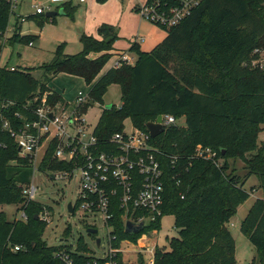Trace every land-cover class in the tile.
I'll return each instance as SVG.
<instances>
[{
	"label": "trees",
	"instance_id": "16d2710c",
	"mask_svg": "<svg viewBox=\"0 0 264 264\" xmlns=\"http://www.w3.org/2000/svg\"><path fill=\"white\" fill-rule=\"evenodd\" d=\"M72 4L63 6L66 15L78 8ZM12 15L10 3L0 0V57L7 44L31 46L38 40L22 35L20 23L7 37ZM35 17L42 26L56 20L46 14ZM163 30L165 39L151 52L135 44L130 49L137 56L133 65L124 63L104 74L117 40L116 27L108 24L99 28V38L83 35L82 50L76 55H67L59 46L53 60L40 68L43 80L36 79L32 69L13 71V67L0 66V206H17L28 217L10 221L0 212V264H64L56 257L60 252L78 263L93 261L94 252L83 238L76 250L72 245H48L44 238L47 222L40 216L51 208L38 201L24 205L21 185L32 183L34 167L20 157L17 143L5 129L6 123L19 130L35 121L31 111L45 98L52 106L67 103L49 87L60 74L81 78L91 86L84 111L103 105L108 87H121L124 104L104 108L96 127L102 143L123 132L128 118L145 132L147 123L160 116L171 115L177 121L153 139L165 154L160 156L165 175L162 216L141 232L128 234L125 213L116 200L110 223L117 236L113 247L120 248L122 241L136 246L143 235L159 233L163 216L169 214L175 218L178 237L168 247L157 248L155 264H237L236 242L228 225L251 197L254 189H245L248 180L255 176L264 189V143L259 144L264 131V67L254 64L261 62L259 51L264 49V0H204L179 25ZM92 54L101 55L92 59ZM181 119L186 127L178 126ZM197 146L217 152L221 165L192 158ZM55 149L47 153L41 172L70 167L53 159ZM238 160L245 165V177L235 166L231 168V162ZM241 230L256 248L259 264H264V197L255 201ZM68 234L70 228L65 231ZM125 257L118 253L112 259L127 264ZM109 261L101 260V264ZM137 264H146L145 258Z\"/></svg>",
	"mask_w": 264,
	"mask_h": 264
},
{
	"label": "built area",
	"instance_id": "2783aa9c",
	"mask_svg": "<svg viewBox=\"0 0 264 264\" xmlns=\"http://www.w3.org/2000/svg\"><path fill=\"white\" fill-rule=\"evenodd\" d=\"M7 1L14 14L20 0ZM74 1L82 4L87 2V0H50L47 6L36 7V15L47 14L59 5ZM202 2L204 0H146L137 11L151 24L168 30L184 21ZM21 21L24 22L25 19ZM124 63L133 65L135 62L129 55L123 54L114 60L111 68L119 69ZM254 64L261 62L255 61ZM12 70L14 71L15 68ZM37 100L36 98L35 101ZM88 100L89 94L83 95L82 92L79 93L75 104L67 102L52 106L45 98L37 109L31 111L36 116L35 121L26 123L19 130L13 129L9 123L5 124V129L11 133L18 145L20 157L28 159L36 172L47 174L55 181L70 182L75 177L79 178L80 188L77 203L73 204L74 213L80 209L93 218L101 217L110 230L109 248L104 251L102 257L89 255L88 257L93 256L91 257L93 261L81 263L74 261L64 252L58 253L56 257L64 264H101V260L108 258L110 261L106 264H116L112 258L118 253L125 254L127 250L139 258L144 257L146 264H155L156 251L153 252L146 245L140 246L142 238L144 241L150 240L151 233L143 235L136 246L131 247L128 241H122L120 248H115L112 243L117 240V236L112 234L114 228L110 223L114 218L116 200L125 213L123 216L125 231L128 222L143 224L146 228L162 216L165 175L160 156L165 154L153 143L154 138L148 130L145 132L136 127L131 132L124 130L115 133L105 143L100 142L95 134L97 126L93 127L87 116L92 107L84 111ZM176 124L174 116H162L165 130ZM53 146H56L53 159L69 164L70 167L59 170L48 168V171L41 172L40 166ZM44 148V154L39 159L40 152ZM192 158L211 160L218 167L221 165L217 152L211 148L197 146ZM21 187L26 201L24 205L37 201L39 188L33 181ZM49 214L50 212L45 210L40 219L49 222ZM19 219L24 221L28 219L25 210H21ZM152 233L157 235L158 232L152 231ZM19 250L20 247H15V251Z\"/></svg>",
	"mask_w": 264,
	"mask_h": 264
},
{
	"label": "rangeland",
	"instance_id": "374dc122",
	"mask_svg": "<svg viewBox=\"0 0 264 264\" xmlns=\"http://www.w3.org/2000/svg\"><path fill=\"white\" fill-rule=\"evenodd\" d=\"M50 0H20L16 14H22L25 21L22 30L25 35L40 36L33 46L22 44H7L0 57L1 67H18L20 69H32L33 76L38 80H43V65L50 63L57 48L63 47L64 53L76 55L81 52L82 45L80 39L83 35L99 37L98 28L102 24L115 26L117 29V40L115 47L120 50L129 51L130 48L145 37L142 44L144 52H151L157 43H161L167 32L147 20L137 11L146 0H87V4L78 6L74 14L58 15L55 22L47 21L44 25L38 23L37 18L27 19L30 15H36V7L40 4L47 6ZM12 15L10 21V33L12 27L16 25L17 17ZM27 19V20H26ZM260 61L264 65V49L259 51ZM137 60V56H131ZM254 65V64H253ZM110 66V65H109ZM51 90L62 94L71 104L77 102L79 93L89 94L91 87L80 78L67 74H60L49 84ZM103 105L96 104L92 107L87 116L93 127L100 121L104 108L108 106L122 107L124 104L123 92L120 86L112 85L107 88L102 97ZM125 130L131 132L134 128L131 118L124 122ZM178 126L186 127L185 119L178 122ZM264 143V131L259 135V144ZM45 148L41 150L39 159L42 158ZM235 166L237 173L245 177L246 171L241 160L231 162V168ZM31 181L39 188L37 201L51 208L49 222L44 235L50 246H73L76 250L78 240L83 238L94 252L95 257H102L104 251L109 248L110 230L105 226L101 217L93 218L78 209L76 213L70 214L68 204L77 203L80 181L75 177L73 181L53 180L49 175L32 170ZM254 189L250 199L241 205L237 214L231 219L228 225L236 242L235 260L237 264H259L256 248L249 239L242 233L241 226L249 210L258 198L264 197V189L259 188L258 179L253 176L246 183L245 189L249 192ZM77 206V205H76ZM0 212H5L10 221L19 219L21 211L17 206H0ZM96 227L99 232L93 236L88 234L87 226ZM70 228V234L65 236V231ZM149 241L143 238L140 246L146 245L153 252L157 248L168 247L172 238L178 237V230L175 228V218L173 215H165L161 221V229L157 235H152ZM102 240L101 247L96 244V239ZM127 264H137L139 257L130 251H125Z\"/></svg>",
	"mask_w": 264,
	"mask_h": 264
},
{
	"label": "crops",
	"instance_id": "0c3cea01",
	"mask_svg": "<svg viewBox=\"0 0 264 264\" xmlns=\"http://www.w3.org/2000/svg\"><path fill=\"white\" fill-rule=\"evenodd\" d=\"M71 3H73V4H72L73 6H77V7H78V6H81V5H83V4H85V5L87 4V2L82 4V3H79V2H75V1H74V2H71ZM39 5H40V4H39ZM63 6H64V5H59V6H57L52 12H58V13H59L58 15H64L65 12H64V8H63ZM61 11H62L63 13L60 14ZM15 14H16V12L14 13V15H15ZM58 15H57V16H58ZM65 15H66V14H65ZM30 16H31V15H30ZM32 16L35 17V15H32ZM16 17H17L16 25H18V23H20V25H21V27H22V26H23L22 24H23L24 22H26V21H24V22L21 21V19H23L24 16H22V14H19V15L16 14ZM46 17H47V16H46ZM35 18H37V17H35ZM24 19H25V18H24ZM27 19H28V18H27ZM27 19H26V20H27ZM16 25H14V27H12V29H11V30H12V31H11L12 34H13V32H14V29H15V26H16ZM102 25H103V24H102ZM102 25H101V26H102ZM108 25H109V24H108ZM101 26H99V28H100ZM99 28H98V30H99ZM22 29H23V28H22ZM9 33H10V28H9V30H8L7 37L12 36V34H9ZM21 33H22V35L25 36L23 30H21ZM32 36H33V35H32ZM36 37H38V40H39V37H40V36H36ZM98 38H99V37H98ZM38 40H37V41H38ZM111 40H112V39H111ZM109 41H110V40H109ZM139 42H141V43L143 42L142 44H144V42H145V37H142V38H141V41H139ZM139 42L137 41L136 44H139V46L142 47V44L139 43ZM80 43H81V42H80ZM159 43H160V42H159ZM159 43H157V44H159ZM157 44H156V45H157ZM33 45H35V43H34ZM33 45H31V46H33ZM133 46H134V45H133ZM113 47H114V50L110 52V54L112 55V58H111L110 62L108 63V65L106 66V68L104 69V71L102 72V74H104L105 72H107V70H109V69L112 67L111 65H112V63L114 62V60L117 59L118 57L122 56L123 54H127V55H129L130 57L133 56V55H135V54H133V53H130V50H129V51H126V50H120V49L116 48V47H115V43H114V46H113ZM131 48H132V47H131ZM131 48H130V49H131ZM141 50H142V48H141ZM142 51H144V50H142ZM67 55H68V54H67ZM74 55H75V54H74ZM100 55H101V54H99V55H98V54H97V55H96V54H92V55L90 56V58L95 59V58L99 57ZM134 62H135V60H134ZM109 65H110V66H109ZM13 68H18V67H15V66H14ZM73 77H74V76H73ZM76 78H77V77H76ZM80 79H81V78H80ZM82 80H83V79H82ZM83 81H84V80H83ZM89 87H91V86H89ZM90 90H91V89H90ZM90 90H89V91H90ZM53 91H54V90H53ZM81 92H82V91H81ZM60 95H62V94H60ZM62 96H63V95H62ZM63 98L65 99L66 102H69V101H70V100H68V99H67L66 97H64V96H63ZM157 234H158V233H157Z\"/></svg>",
	"mask_w": 264,
	"mask_h": 264
},
{
	"label": "water",
	"instance_id": "95a60500",
	"mask_svg": "<svg viewBox=\"0 0 264 264\" xmlns=\"http://www.w3.org/2000/svg\"><path fill=\"white\" fill-rule=\"evenodd\" d=\"M63 13L62 11L60 12V14ZM59 13L58 12H48L46 14V16L48 18H53L56 17ZM109 40L111 41V39H108L107 42H109ZM112 106H108V108H111ZM52 116V115H51ZM147 130L149 131L150 135L152 138H157L159 137L161 134H163L165 132V128L162 125V116H160L155 122H149L146 125ZM68 211L70 212V214L74 213V208H73V203L70 202L68 204ZM144 229V225L143 224H133L131 222H128L126 225V233L128 234H137L139 232H141ZM89 233L91 234H97L98 230L94 229V230H89ZM96 244L98 247L101 246V239L98 238L96 241Z\"/></svg>",
	"mask_w": 264,
	"mask_h": 264
},
{
	"label": "flooded vegetation",
	"instance_id": "af4514ba",
	"mask_svg": "<svg viewBox=\"0 0 264 264\" xmlns=\"http://www.w3.org/2000/svg\"><path fill=\"white\" fill-rule=\"evenodd\" d=\"M86 230H87V232H88V234H91V233H89V230H94V229H97L96 227H92V226H87V228H85ZM98 230V229H97ZM98 232H99V230H98ZM98 234V233H97ZM97 234H91V235H93V236H95V235H97ZM98 239V238H97ZM97 239H96V241H97ZM101 244H102V240H101Z\"/></svg>",
	"mask_w": 264,
	"mask_h": 264
}]
</instances>
